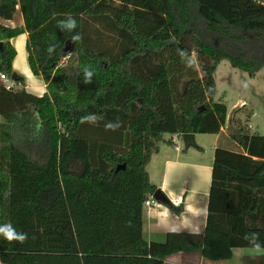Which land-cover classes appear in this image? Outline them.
I'll return each mask as SVG.
<instances>
[{"label":"trees","instance_id":"obj_1","mask_svg":"<svg viewBox=\"0 0 264 264\" xmlns=\"http://www.w3.org/2000/svg\"><path fill=\"white\" fill-rule=\"evenodd\" d=\"M19 2L0 0V19L16 3L36 15L26 62L45 92L0 83V225L27 233L24 243L0 236V263L161 264L178 252L220 260L232 248L264 249V135L247 131L248 114L234 116L243 107L227 116L213 99L220 60L249 77L264 66V0H162L165 13L121 0H70L65 11L52 10L54 0ZM68 16L77 27L62 31ZM23 32L0 24L8 77L9 39ZM89 114L97 124L81 122ZM223 126L237 151L214 150L203 232L145 242L141 208L155 189L145 164L161 135ZM215 191L222 200L213 210Z\"/></svg>","mask_w":264,"mask_h":264},{"label":"crops","instance_id":"obj_2","mask_svg":"<svg viewBox=\"0 0 264 264\" xmlns=\"http://www.w3.org/2000/svg\"><path fill=\"white\" fill-rule=\"evenodd\" d=\"M36 18L35 14L30 15L22 11L20 5L16 3L12 18L9 20L0 19V24L7 27L21 26L24 29L23 33L9 39V43L14 49L11 68L20 78V81H17L18 78L15 80L13 89H23L27 93L39 97L45 92V86L39 76L30 73L25 52L27 30L33 26ZM246 106L242 101H236L233 105L227 106V116L234 109L243 107L234 115L243 121ZM250 113L246 112V114ZM250 115L244 123L247 131L264 135V133L258 132L257 125L250 126ZM204 135L211 137L206 148ZM193 139L196 147L183 148V150L178 145L177 149H174L169 139L160 140L157 149L150 154L145 164L149 183L155 189H159L168 200L167 204L150 202V195H148L146 199L149 201L148 204L142 205L141 236L147 243H162L169 232L202 233L204 230L210 201L211 165L214 150L221 147L237 151V148L228 138L225 126L217 134L193 133ZM221 200L220 192L215 191L213 201L211 198L213 210L218 208ZM170 206L176 210L170 209ZM161 264H264V249L232 248L230 257L220 260L206 259L197 253L178 252L166 256Z\"/></svg>","mask_w":264,"mask_h":264},{"label":"rangeland","instance_id":"obj_3","mask_svg":"<svg viewBox=\"0 0 264 264\" xmlns=\"http://www.w3.org/2000/svg\"><path fill=\"white\" fill-rule=\"evenodd\" d=\"M132 7H143L146 9H154L165 13V8L162 0H121ZM70 0H54L50 8L56 11H65ZM19 3L24 4V0ZM43 11H41L42 13ZM166 16V14H165ZM213 79L215 84L214 100L221 98L222 101L229 107L236 101L245 103L246 112H251L249 122L250 126H256L259 133H264V66L260 67L252 76L232 68L226 59H222L217 64ZM170 138V134L164 133L161 135V140ZM205 148L210 143V136L204 135ZM178 147L183 150V144L179 140Z\"/></svg>","mask_w":264,"mask_h":264},{"label":"clouds","instance_id":"obj_4","mask_svg":"<svg viewBox=\"0 0 264 264\" xmlns=\"http://www.w3.org/2000/svg\"><path fill=\"white\" fill-rule=\"evenodd\" d=\"M77 27V21L72 17L68 16L66 19L61 20L59 22V28L62 31H71L74 30ZM71 39L73 41L80 39L79 35L72 36ZM54 46H50L48 51L49 53H52L54 51ZM85 79L84 83H91L92 82V75L93 73L91 71L85 70ZM98 117L95 114H89L85 117H82L81 122H87L90 124H97ZM105 130H112L115 131L120 127V122L117 120L115 122L109 121L105 123ZM0 236H3L6 240L9 242L11 241H18L20 243H24L27 240V233L17 232L11 224H3L0 225ZM257 247H259L257 245Z\"/></svg>","mask_w":264,"mask_h":264},{"label":"water","instance_id":"obj_5","mask_svg":"<svg viewBox=\"0 0 264 264\" xmlns=\"http://www.w3.org/2000/svg\"><path fill=\"white\" fill-rule=\"evenodd\" d=\"M9 78L13 81L17 80L18 76L16 75V73L12 72L9 75ZM180 138H181V142L183 144V148L186 149L188 147H196V144L194 143V139H193V133H182L180 134ZM123 165H120L119 167L116 166L115 167V171L118 169H122ZM151 199L153 201L159 202V203H163V204H167L168 200L167 198L164 196V194L159 190V189H154V191L152 192V194L150 195Z\"/></svg>","mask_w":264,"mask_h":264},{"label":"built area","instance_id":"obj_6","mask_svg":"<svg viewBox=\"0 0 264 264\" xmlns=\"http://www.w3.org/2000/svg\"><path fill=\"white\" fill-rule=\"evenodd\" d=\"M0 80H2L3 86L5 89H10L14 85V81L11 80L8 76H6L4 73H0ZM181 141L180 134L179 133H173L170 135L169 142L173 145L174 149H177L178 141ZM150 197V196H149ZM153 200L150 197V202ZM149 201L145 200L142 205H147Z\"/></svg>","mask_w":264,"mask_h":264}]
</instances>
